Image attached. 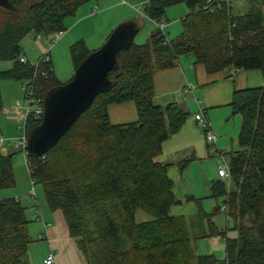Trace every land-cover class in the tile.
<instances>
[{
    "label": "trees",
    "instance_id": "16d2710c",
    "mask_svg": "<svg viewBox=\"0 0 264 264\" xmlns=\"http://www.w3.org/2000/svg\"><path fill=\"white\" fill-rule=\"evenodd\" d=\"M9 1L14 9L0 7V60L13 65L0 70V82L23 81L25 93L33 87L44 102L48 91L64 82L51 59L45 60L48 53L37 63L22 61L21 41L30 33L65 31L67 17L88 0ZM178 3L189 12L182 17V31L169 39L164 18L168 20L167 7ZM143 13L155 27L147 42L119 52V67L109 72L110 90L99 94L44 155H32L25 147L32 181L43 185L50 209L62 211L87 264H264V86L236 89L230 103L242 118L240 148L229 153L230 186L221 179L211 190L225 205L218 204L214 213L224 209L238 235H227L210 213H204L210 231L199 235H224L223 258L198 253L185 220L171 213L182 200L174 191L169 164L157 157L190 113L175 102L163 105L154 98L155 71L175 65L181 55H193L208 73L231 68L264 74V7L256 0L244 11L235 10L232 0H148ZM92 51L83 40L72 44L75 69ZM127 101L135 103L138 120L111 122L109 106ZM41 121L31 113L27 135ZM1 140L0 130V146ZM13 156L0 148V189L16 183ZM190 160H181L180 168ZM138 209L152 218L137 220ZM29 222L19 198L0 199V264H29Z\"/></svg>",
    "mask_w": 264,
    "mask_h": 264
},
{
    "label": "crops",
    "instance_id": "0c3cea01",
    "mask_svg": "<svg viewBox=\"0 0 264 264\" xmlns=\"http://www.w3.org/2000/svg\"><path fill=\"white\" fill-rule=\"evenodd\" d=\"M131 1L134 3L132 4ZM147 1L128 0V3L120 2L131 5L134 8L142 5L143 10L144 4ZM99 5L101 9L98 12H94L95 14L81 13V16L77 17V19L75 18L76 20H67V29L65 30L66 32L64 31V36L62 37L64 43L67 40L72 43L75 39L79 38L73 33L77 24L86 19H96L104 11L115 6L124 8L116 0H100ZM175 8L181 10V13H183L182 17L187 11L183 6L171 7L170 10H174ZM122 14L124 16L119 18V21L122 20V22L126 21V19L131 20L128 18L133 17V15L137 16L132 9L122 10ZM169 14L176 13L169 11ZM77 20L80 21L76 24ZM134 20L137 21V18ZM113 25L115 24L111 23L107 29H112ZM172 26L173 24L167 26L165 23L164 29L166 30L168 27L170 29ZM153 28L150 29V32ZM180 30L181 27H179L178 31ZM88 47L91 48L90 46ZM91 49L95 48L92 46ZM259 86H264V74L260 69L237 70L227 68L216 73H208L204 64H197L195 62L193 55H181L175 65L156 70L154 74V98L156 102L163 105L175 102L189 113H191V108H195L196 113H198L199 109L203 107L211 123L212 131H215L216 133L214 134L218 136L217 146L221 150L227 151L228 155L230 152L239 149L237 137L239 136L240 125L242 124L241 115L235 114L230 104L233 93L236 89ZM108 113L113 123H127L138 120L137 107L132 101L111 104L108 108ZM229 122H233L235 127H237L238 134L236 133L235 136L224 125V123ZM202 130L197 122L195 123V119L190 117L189 114L180 129L164 142L163 152L157 157L159 161L169 164L168 174L174 180V191L178 198L182 199L181 204L177 203L172 208L178 204L181 207H183L182 205H194L202 199L199 196L200 187L196 182L199 178V172H201L205 185V195L212 196V180L216 179L215 181H217L222 179L216 170L215 174H209L207 171V163L211 160L216 163L218 159L214 155V151L216 150L214 149L213 151L210 148L205 136V139L203 138L205 131ZM229 135H232L231 143L227 141ZM1 150L6 154L12 153V141L8 140V145L2 147ZM186 157L191 158L189 164L184 168H180L179 162ZM190 196L193 199L186 201L185 198L188 199ZM30 199L33 203L31 208L29 204L25 206L26 215L30 220L29 232L33 237V241L30 243L28 250L29 264H46L45 260L50 251H54L55 253V260L52 264H87L75 239L70 234L62 211L50 209L47 202L42 207L38 201V197L37 199L30 197ZM139 212L140 209L137 210V215Z\"/></svg>",
    "mask_w": 264,
    "mask_h": 264
},
{
    "label": "rangeland",
    "instance_id": "374dc122",
    "mask_svg": "<svg viewBox=\"0 0 264 264\" xmlns=\"http://www.w3.org/2000/svg\"><path fill=\"white\" fill-rule=\"evenodd\" d=\"M99 1L100 0H88L82 6L79 7L75 15H71L67 17L66 22L69 19H75V18L77 19V17L81 16V13L95 14L94 12H98L101 9L99 5ZM116 1H118L120 5L123 6L124 8L132 9L137 15V16L133 15V17H129L128 19L137 18V21L138 19L141 20L138 21L141 29L136 35L134 42L138 44H143L147 42L148 39L150 38L149 37L150 29L153 28L155 23L143 14L142 5L139 6L138 8H134L131 5L123 4L122 2H120L121 0H116ZM256 1L262 3L264 7V0H256ZM131 3L133 4L134 2L131 1ZM249 3L250 0H232V5L234 6L235 10H240V11L246 10L249 6ZM175 6L177 7L183 6L184 9L187 10L185 15L189 12V8L184 3H178L167 7L166 11H167L168 20L164 18V23H166L167 26L173 24V26L170 29L168 27L165 30L169 39L175 38L183 29L182 28L183 13H181V10L177 8H175L174 10H170L171 7H175ZM124 8H119L115 6L114 8L104 11L96 19L95 18L86 19L79 24L77 23L80 20H77L76 21L77 26H75L76 28H74L75 30L73 33L75 36H78L79 38L75 39L72 43H70L69 40H67L64 43V40H62V37L64 36V32L61 35H59V33L56 32L51 35H39V36H35L33 33H30L27 36H25L21 41L23 47L22 55L23 57H27L32 63H37L40 56L46 53L50 54L49 58L51 59L52 56V63L54 65L56 76L60 81L67 82L73 77L75 73V66L73 64L72 55H71L72 44H74L79 40H83L86 43V45L90 46L91 48L92 46L95 49L101 47L109 37L110 33L118 25L122 23V20L119 21V18L124 16L122 14V10L123 11L126 10ZM23 11H25V7L21 8V12ZM169 11H173L176 14H169ZM111 23L115 25H113L112 29L108 30L107 28ZM179 27H181L180 31H178ZM95 49H91V50H95ZM12 65H13L12 60H6V59L0 60V70L10 68ZM0 87L2 92V107L0 110V130L2 134V139H4V143L2 142L0 148L8 145V140L12 141V148H13L12 153L15 152L13 156V166H14L15 179H16V183L13 187L0 189V199L11 196L18 197L19 199H21L24 206H26V204H29V207L31 208V205L33 203L30 197L33 196L32 194L35 191L36 194L34 195L38 197V201L43 207V204L47 202L43 185L40 183H36L34 185L32 183V178L30 175V171L28 169L26 156L24 155V151L22 147L19 146L20 144L19 138L23 134V131L19 129V126H23L25 124V118L23 117V115L25 110L26 85L25 83H23V81L20 80L4 79L1 80ZM190 112H191L190 117H193L195 119V115H196L195 108H191ZM198 112H201V108L199 109ZM196 122L197 121L195 119V123ZM224 125L225 127L227 126L226 129H229V132L231 134H233L234 136L236 135L237 127H235L233 122L224 123ZM200 129L202 130L201 127ZM213 132L216 133L215 131ZM215 135L217 136V134ZM204 136L206 138L205 133L203 134V138ZM231 139H232V135H229L227 141L231 143ZM238 143L239 140L237 137V145ZM9 146L11 147V145ZM209 146L210 148L213 149V151L214 149L217 148L215 145L209 144ZM238 147L240 148V144L238 145ZM223 152L224 155L221 156L217 153V151H214L215 158L218 159V162L214 163V161L211 160L209 163H207L208 165L207 171L209 174H215V170L218 173V167L219 164L222 162L223 158L229 161V155L227 154V151L223 150ZM198 175L199 178L197 179L196 182L197 185L200 187L199 196L202 197V199L194 205H182L183 207H181L180 205L181 203H180L174 206L173 208L171 207V213L175 215H180L185 220L189 235L192 238L193 246L197 252L213 253L218 258H223L225 256V247H226V237L224 235L215 234L211 237L199 236L203 230L207 233L208 231H210L209 216L206 214L204 215V213L207 214L210 213L212 220L217 224L219 228L227 229L228 231L227 235L231 237H235L238 235V231L233 228L234 221L233 219L228 217L224 209H221L219 212L214 213V209L218 204H220L223 207L224 198L223 197L217 198L211 195H205V185L201 176V172H199ZM215 180H212L211 184ZM185 200L188 201V199L186 198ZM150 218H152V215L140 209V212L137 215V220L142 221ZM195 235L199 237L195 238Z\"/></svg>",
    "mask_w": 264,
    "mask_h": 264
},
{
    "label": "water",
    "instance_id": "95a60500",
    "mask_svg": "<svg viewBox=\"0 0 264 264\" xmlns=\"http://www.w3.org/2000/svg\"><path fill=\"white\" fill-rule=\"evenodd\" d=\"M0 6L14 9L9 0ZM141 27L138 21H123L109 35L105 43L93 50L75 69L73 77L50 89L44 98L42 121L27 135L26 149L32 155H44L58 143L95 98L110 90L109 72L119 67L118 54L134 43Z\"/></svg>",
    "mask_w": 264,
    "mask_h": 264
},
{
    "label": "built area",
    "instance_id": "2783aa9c",
    "mask_svg": "<svg viewBox=\"0 0 264 264\" xmlns=\"http://www.w3.org/2000/svg\"><path fill=\"white\" fill-rule=\"evenodd\" d=\"M124 3H128V0H121ZM63 31H59V35L63 34ZM58 35V36H59ZM45 60H49V57H44ZM22 61H25L26 57H22L21 58ZM25 110H24V115L23 117L25 118V124L23 126H19V129L21 131H23V134L21 135V137L19 138V146H23V151H24V155L27 156V150L25 149L26 147V143H27V119L28 117L32 114H34L37 118H43L44 115V102L41 101L40 98H37L34 95V91H33V87H29L26 90L25 93ZM195 119L197 121V124L205 131V135H206V140L209 144L211 145H215L217 148L215 149L217 151V153L221 156L224 155L223 150H221L218 146H217V136L214 134V132L211 129V123L209 122L203 107L201 108V112L196 113L195 115ZM1 142H3V139L1 140ZM218 173L219 175L222 177L223 180H226L228 185L230 186V177H231V173H230V164L229 161L226 160L225 158H223L222 162L219 164L218 167ZM32 183L34 184V181H32ZM36 194V192H33V195ZM225 207V205H223V208ZM55 260V253L54 251H50L47 259L45 260L46 264H52Z\"/></svg>",
    "mask_w": 264,
    "mask_h": 264
}]
</instances>
